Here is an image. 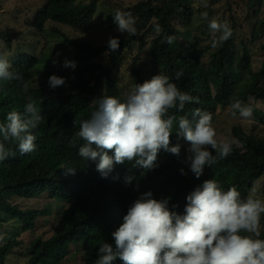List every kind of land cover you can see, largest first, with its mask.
Wrapping results in <instances>:
<instances>
[{
	"label": "trees",
	"instance_id": "trees-1",
	"mask_svg": "<svg viewBox=\"0 0 264 264\" xmlns=\"http://www.w3.org/2000/svg\"><path fill=\"white\" fill-rule=\"evenodd\" d=\"M103 1L46 0L45 6L37 13L34 27L41 34L47 31L48 24L63 25L84 33L92 25ZM248 6L257 16L264 0H248ZM121 10L132 12L137 32L135 35H118L120 49L116 52L108 51L107 46L95 47L64 37L65 46L76 51L72 60L83 71H98L93 85L86 82L72 84L74 93L54 94L49 89L32 88L41 57L35 53L12 50L15 55L10 62V71L19 79L0 81V124L7 123L9 112L22 113L29 100L35 101L43 120L34 130L37 137L35 152L22 155L16 143L10 141L6 147L15 155L0 162V227L13 221L21 224L14 240L0 245V264H6L15 250L21 247L17 237L32 231L35 221L50 217L55 211L52 206L23 211L9 202L11 197L25 200L45 197L55 201L56 205H67L57 209L60 222L55 235L46 241L37 239L27 248V264H62L71 253L75 257L80 253L82 264H95L99 246L104 242H113L111 232L123 222L130 201L142 193L151 191L156 199L168 198L170 209L182 213L186 196L206 179H216L225 190L234 185L242 198H246L255 183L264 177V139L248 135L239 127L233 130L238 144L233 145L232 153L227 158L218 159L212 166L205 165L199 179L184 162L187 149L182 144V138L176 135L178 124L173 128L171 143L181 145L180 156L162 150L158 155L159 167L151 171L133 167L131 163L115 164L113 171L103 178L96 170V161L78 155V149L84 143L78 136L80 123L91 117L99 99L102 96H114L121 101L125 99L118 75L125 52L135 45L140 46V51L148 46L152 76L163 72L177 87L194 97V102L186 104L183 112L173 109L169 114L191 119L194 110L199 108L212 113L214 124L219 108L229 107L239 99L250 105L255 117L264 123V114L250 102L252 99L264 102V66L259 72H253L248 48L243 45L239 53L235 47V28L232 37L220 43L204 66L196 43L182 46V39L187 41L191 36L188 28L195 16L191 0H145ZM113 14L104 18V25L109 29L116 27ZM155 23L161 26L159 35L154 32ZM175 23L188 31L179 30ZM263 30L264 21L253 29V40ZM54 32L60 34L56 30ZM168 36L174 38L172 43L166 41ZM0 41L12 49L11 38L1 31ZM103 55L110 58L106 68L93 63ZM140 62V56L132 62L134 87L150 79L144 76ZM181 70L183 75L176 80L175 73ZM109 154L112 155L111 152ZM181 168L187 175H181ZM69 169L76 170L75 174L66 171ZM127 175L134 179L126 185L124 177ZM172 205L178 207L173 209ZM261 223L264 226V216ZM260 238L264 239V231ZM115 264L122 262L117 260Z\"/></svg>",
	"mask_w": 264,
	"mask_h": 264
},
{
	"label": "clouds",
	"instance_id": "clouds-1",
	"mask_svg": "<svg viewBox=\"0 0 264 264\" xmlns=\"http://www.w3.org/2000/svg\"><path fill=\"white\" fill-rule=\"evenodd\" d=\"M201 15L208 19L207 12ZM112 19L117 32L136 34V18L131 11L118 8ZM208 28L213 34L219 33L212 47L233 35L227 21L212 18ZM161 31L159 23H155L154 32L159 35ZM173 39L166 37L168 43ZM107 48L118 51L119 36L109 37ZM60 55L56 54L54 65ZM62 66L75 70L77 63L66 58ZM11 67L9 59L0 54V81L19 79ZM182 75V70L177 71L175 79ZM66 82L65 77L56 74L48 78L50 89L65 86ZM192 102L194 97L163 72L137 83L123 101L102 96L91 117L80 123L78 136L84 143L78 155L96 161V170L103 178L115 164L131 163L151 171L159 167L162 150L180 156L181 145L171 143L173 128L178 124L177 137L189 144L184 162L199 179L205 165L227 158L238 141L218 139L211 112L197 108L191 119L169 114L173 109L183 112ZM229 111L233 117L238 113L245 120L253 115V108L239 99L229 105ZM6 119V124H0V162L15 155L6 147L10 141L16 143L22 155L35 152L34 130L43 120L35 101L29 100L22 113L9 112ZM66 171L75 174L76 170ZM180 173L187 175L183 168ZM133 179L131 175L124 177L126 185ZM254 192L252 189L242 198L236 186L225 190L216 179H206L186 196L182 213L170 209L168 198L156 199L151 191L144 192L130 201L123 222L111 232L113 242L99 246L95 264H115L117 260L122 264H264V239L260 238L264 231V199L256 198Z\"/></svg>",
	"mask_w": 264,
	"mask_h": 264
},
{
	"label": "rangeland",
	"instance_id": "rangeland-1",
	"mask_svg": "<svg viewBox=\"0 0 264 264\" xmlns=\"http://www.w3.org/2000/svg\"><path fill=\"white\" fill-rule=\"evenodd\" d=\"M145 0H104L93 20L92 25L88 31L82 33L63 25L48 24L45 33H39L35 28L34 20L37 13L45 6L46 0H0V31L6 33L12 40V49L3 41H0V53L11 62L13 52L15 49L22 50L24 53H29L41 57L37 69V75L32 84V88H45L52 91L54 94L58 93H74L72 84L86 82L93 85L98 77V71L92 72L83 71L84 69L77 64L75 70L63 67V61L67 58L72 60L75 56V50L72 47L65 46L64 37H67L78 42L90 43L95 47L107 46L109 37H115L121 34L116 31V27L109 29L104 25V18L115 12L116 9L132 8L138 3ZM88 0H81V3H87ZM194 9V19L188 30L191 36L189 40L182 39L183 47L189 44L196 43L197 49L201 55L202 64L205 66L210 59V56L215 53L217 47H212L213 39L218 38L219 33L213 34L208 28V21L212 18L223 22L227 21L232 29L236 30L235 47L240 53L243 50V45L246 46L252 57L253 72H259L264 66V30L259 34L256 40H253V29L258 28L264 21V6L261 12L254 16V10L248 6V0H191ZM206 5V7H205ZM208 13V19L202 17V13ZM178 26L179 30L187 32L188 30ZM54 30L60 34L56 35ZM140 46L135 45L132 50L126 51L124 54V61L119 70V83L124 98L134 89L132 80V62L140 56L141 66L143 68L144 76L151 78L152 65L151 57L148 55V46L140 51ZM13 50V51H12ZM28 51V52H26ZM32 52V53H30ZM61 53L58 57L59 62L53 64V59H57L56 54ZM94 64L108 67L110 58L108 55H103L93 62ZM65 77L66 85L50 89L48 86V78L50 74ZM151 75V76H150ZM250 79L249 76L246 77ZM253 106L264 114V102L250 101ZM217 131L218 139H234L233 130L236 127L242 128L248 135H254L258 138L264 139V123L255 117L254 112L251 119L245 120L239 117H233L230 114L229 107L219 108L218 118L213 124ZM235 140V139H234ZM182 144L187 149L188 142L182 138ZM187 155V152H186ZM253 193L256 198L264 199V177L255 183ZM9 202L12 205H17L20 210H43L48 206H52L55 210L53 215L47 218H41L35 221L34 229L30 232L23 233L16 238L22 245L17 248L15 252L9 257L6 264H27L29 259L25 256L27 248L31 243L37 239L49 240L55 235L56 228L59 225V218L56 215L57 209L67 207V205L55 204V201L45 197L35 200H25L18 197H11ZM54 204V205H51ZM263 217V216H262ZM21 224L17 221L10 222L0 227V245L14 240L19 232ZM74 249V248H72ZM81 254L77 257L73 253L67 257L62 264H82Z\"/></svg>",
	"mask_w": 264,
	"mask_h": 264
},
{
	"label": "bare ground",
	"instance_id": "bare-ground-1",
	"mask_svg": "<svg viewBox=\"0 0 264 264\" xmlns=\"http://www.w3.org/2000/svg\"><path fill=\"white\" fill-rule=\"evenodd\" d=\"M252 192V191H251Z\"/></svg>",
	"mask_w": 264,
	"mask_h": 264
}]
</instances>
